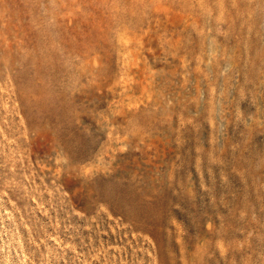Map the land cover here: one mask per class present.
<instances>
[{
    "label": "rangeland",
    "instance_id": "obj_1",
    "mask_svg": "<svg viewBox=\"0 0 264 264\" xmlns=\"http://www.w3.org/2000/svg\"><path fill=\"white\" fill-rule=\"evenodd\" d=\"M0 264H264V0H0Z\"/></svg>",
    "mask_w": 264,
    "mask_h": 264
}]
</instances>
